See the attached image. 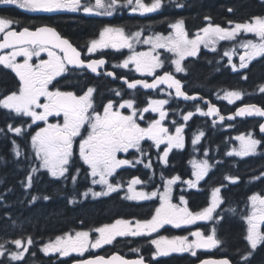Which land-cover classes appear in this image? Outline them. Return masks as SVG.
<instances>
[{
  "label": "snow or ice",
  "instance_id": "snow-or-ice-1",
  "mask_svg": "<svg viewBox=\"0 0 264 264\" xmlns=\"http://www.w3.org/2000/svg\"><path fill=\"white\" fill-rule=\"evenodd\" d=\"M0 4H12L21 9L29 11L56 12L60 10L79 11L85 13H95L98 15L111 16L118 7L122 6V0H94V4H82V0H0ZM123 6L129 7L132 12L145 13L157 12L164 6V0H151L145 3L144 0H123ZM176 7H183L176 3ZM229 11H232L229 9ZM208 23L205 27L199 29L194 35L190 36L185 29L183 19L176 20L170 25L172 31L168 35L155 33L151 36L142 37V31L127 34L122 27L106 26L100 33L98 39H93L87 48L88 53H95L100 49H124L131 51L119 67L127 68L129 64H134L137 72L147 73L154 78L151 83L145 80L128 81L125 77H120L127 84L129 89H136L138 85L143 88H156L160 84H165L169 89H174L176 97H183L185 100H196L197 95H188L183 91V84L175 78L170 72H164L163 75H155L157 69L164 66V60L161 59L159 49L167 50L174 55L171 63L175 66V72H185L186 69L182 62L186 57L197 56L200 46L211 47L215 51V45L220 41H237L241 33H250L254 39L240 41L239 47L244 51L239 54V65L232 62L233 54L237 53L236 47L226 50L224 56L228 57V63L232 71L246 69L251 61L257 57H264V16H253L245 22L228 21L231 27H223L212 23L211 17L204 18ZM17 23L13 19L0 17V33L3 38L0 39V50L11 49L0 55V65L11 69L19 79V87L16 91L0 98V107L10 110L18 116L30 117L32 122L44 121L46 126L40 128L35 134L31 135V145L36 158L40 161L39 167H32L26 176L25 188H31L33 185L34 174L40 169H46L53 178L68 179L69 175L73 184L76 183L80 169L77 168L75 174H70L69 169L73 164L75 155L74 145L79 138L78 155L83 164L88 166L89 175L93 177L92 184H100L102 190L97 192L89 188L82 193L87 197L91 194L93 197L107 196L116 192L122 187L121 184H113L110 177L116 173V170L124 165H133L132 160L119 159L118 153H127L129 149H136L143 156L141 141L145 138L154 141L155 146L166 142L163 154L160 159L167 163L169 152L173 148H183L184 138L182 135L184 125L175 128V133H169V129L164 127L162 121L167 116L164 106L169 103L167 99L149 100L148 106L142 110L135 108L134 100H124L119 108L131 109L128 115L123 114L109 100L103 106V112L96 110L94 106L93 94L95 89L89 87L83 95H76L74 92L61 91L54 87V81L63 73L68 71L69 65H74L81 69H90L93 73L106 64V60L100 59H82L79 52L67 39H64L55 28L43 25L35 27L34 30L29 27H23L17 31L13 25ZM150 45L148 51L137 52L134 44ZM41 53L47 54V59H39L38 63H32V58H40ZM22 57L23 61L18 62L17 58ZM108 76H115L113 72H107ZM244 79H247L245 76ZM260 92L264 93V85L260 86ZM120 96V91H116ZM172 95V93H169ZM244 93L238 90H230L224 93L223 99L229 103H235L241 100ZM43 98V102H42ZM201 99H203L201 97ZM39 109V111H38ZM158 112L159 119L149 122L147 127H141L137 123V116L143 119V112ZM203 116H218L220 121L226 119L220 115L219 109L209 102L207 111L199 106L195 110ZM63 122L48 123L50 116L60 117ZM193 112L189 111L183 115V120L187 122ZM258 116L264 118V108L254 104H244L237 108L236 112L227 117L232 120L236 117ZM175 123V122H174ZM216 121H213L215 124ZM31 125H29L30 127ZM87 135L84 136L82 129H85ZM260 131L264 132V123L260 124ZM7 131L16 135L24 134L23 126L6 125ZM0 129V132H3ZM204 133L201 131L196 134L192 140L193 145L197 144ZM240 141L239 148H233L227 155H236L247 157L255 155L258 146L262 141L253 137L251 133L241 134L236 137ZM13 152L16 157L21 156L19 145L12 141ZM207 156V152H205ZM136 163H143L142 160H136ZM145 167L151 168L152 163L149 160ZM212 165L207 159L194 162L193 176L195 179L186 181L189 187H196L197 183L207 176ZM99 177V179H96ZM179 176L168 179L165 183L164 192L151 193L137 191L135 185L144 183L139 177H133L128 184V199L150 200L152 197L159 196L160 204L155 208L154 214L148 220H136L135 224L129 220L117 219L112 224H104L94 231L98 233L95 239H91L89 231H76L73 233H64L56 236L54 240L46 243L42 247L45 254L58 253L60 257H68L72 253H78L81 256L89 249H99L103 245L112 244L117 237L126 236H151L157 233L165 225H173L177 228L181 225H192L197 221H223L224 217L217 213V209L224 202L220 193L221 187L212 190L211 203L200 211L193 212L187 207V201L183 196L180 200L183 206L172 203L171 186L179 180ZM227 180L235 183L238 177H226ZM38 199L32 196L29 203ZM44 200L50 199L43 196ZM250 211L243 217L247 224V234L245 239L250 245V250L241 255L240 259L247 264L249 257L257 249L258 245L264 243V195L258 193L249 197ZM75 199H70L69 203H74ZM235 211V210H230ZM215 213V215H214ZM189 236L193 239H189ZM16 246L17 251L9 252L4 244H0V257L6 254L11 261H22L25 253L29 251L28 245L34 243L31 237L26 239H15L11 241ZM150 243L155 246L152 253L153 258L158 256H168L171 253H191L197 255V249H212L220 246L223 242L217 235V227L213 225L206 234L199 227L185 236H158L151 239ZM139 251V249H133ZM34 255V253H33ZM75 264H146L141 255L134 260H127L124 257L113 254L110 257L93 256L88 259H80ZM200 264H232L227 257L220 259L202 260Z\"/></svg>",
  "mask_w": 264,
  "mask_h": 264
},
{
  "label": "trees",
  "instance_id": "trees-1",
  "mask_svg": "<svg viewBox=\"0 0 264 264\" xmlns=\"http://www.w3.org/2000/svg\"><path fill=\"white\" fill-rule=\"evenodd\" d=\"M229 9L232 10L231 13ZM263 9L264 2L260 0H190L181 10L166 5L161 12L156 14L138 16L122 12V14H116L112 19L69 14L31 17L15 8H6L4 11L21 17L25 24H29L31 21H45L53 24L73 42L81 44L96 35L100 28L112 24L123 26L127 32L143 31L146 36L155 33L166 35L169 29L166 28L168 22L177 18H184L190 27V31H192L202 23L205 16H211L216 21H223L224 19L245 18L254 13H261ZM209 48L212 50L211 47ZM209 48H205V50ZM202 50L198 57H186L182 62L186 71L177 73L175 72V66L171 63V60L175 58L174 55L171 56L167 50L162 49L164 66L157 73L172 72L187 82V91L201 93L215 102H218L226 91L238 90L244 93V102H255L264 106V93L259 91L260 86L264 84V59L252 63L251 67L245 72L236 73L222 62L220 50H216L215 53ZM246 74L247 79H244ZM66 81L71 82L70 79ZM87 83H95L99 86L98 98L107 96L108 87L112 85L120 87L118 83L109 79L97 78L91 75L84 76L79 81L74 80L73 86L80 90ZM18 87L19 79L15 74L9 68L0 66V98L16 91ZM160 93L161 91L147 93L140 90L141 106L144 105L146 98L158 96ZM169 93H172V95H169ZM162 96L170 99L172 104L175 103V107L173 106L175 117L184 107L188 108L190 104L200 103L199 101L185 103L178 100L173 92L165 89ZM200 119H203V117L195 116L193 121L197 124ZM9 123L13 126H23L24 134L18 136L15 133L8 132L6 125ZM26 124L27 121L22 115L18 116L10 110L0 107V129L4 130L0 132V244H4L5 248L12 252L18 250L11 243L13 240L20 238L26 242V239L31 237L34 241L32 245H28L29 251L25 253L24 260L11 261L6 254L0 257V264H67V260L60 259L57 254H45L41 250L43 245L64 233L76 232L81 229L92 231L95 227L110 221L116 216L137 215L139 212L145 213L144 210L148 209L146 206L131 205L124 202L119 195L95 200L89 197L91 194L87 197L83 196L82 193L92 186V183L86 177L88 176L86 170L80 171L76 183L73 184L70 175L68 179H57L51 177L47 170L40 169L39 172L34 174L32 187L25 188L24 183L28 172L32 167H39L40 164L31 145L33 129H29ZM253 127L254 129L257 127L256 122L253 123ZM209 135L210 133L206 137ZM206 139L208 141V138ZM13 140L19 145L20 157H16L13 152ZM206 141L202 142L201 147L211 145L210 142ZM190 150L180 153L174 152L172 155L173 164L183 169L186 159L189 158ZM78 161L77 158L74 160L73 168L69 171L70 174H75ZM174 161L177 163H174ZM241 166L248 167V174L251 172L254 177H259V181L253 183L252 189L264 190V154L243 161ZM124 172H128V170ZM239 175L245 178L246 173L240 170ZM244 186L243 180L241 184L230 187L228 200H235L238 196L251 190L246 189ZM32 196H37L38 199L33 203H29ZM43 196H48L50 199L44 200ZM193 196L192 208H196L198 202L204 198L202 194L194 193ZM73 198L75 202L69 203V200ZM231 208L232 205L227 203V206L224 207L227 210L225 218L217 225V232L219 234L220 228L223 242V245L219 248L220 250L218 249L221 253L218 254L229 256L235 264H245V262L240 261L241 255L249 250L244 241V226L242 222L234 218L233 212L230 211L235 207ZM133 247H138L143 251L144 249L148 251L149 248L145 239L137 238L132 241L118 239L115 247L111 249L112 251L116 250L124 253L123 248L132 249ZM105 251L110 252L107 249ZM92 254L95 253H86L85 255ZM78 258L81 257L77 255L76 259ZM183 259L186 258L174 256L160 259L153 264L183 263ZM247 264H264V243L252 253Z\"/></svg>",
  "mask_w": 264,
  "mask_h": 264
},
{
  "label": "flooded vegetation",
  "instance_id": "flooded-vegetation-1",
  "mask_svg": "<svg viewBox=\"0 0 264 264\" xmlns=\"http://www.w3.org/2000/svg\"><path fill=\"white\" fill-rule=\"evenodd\" d=\"M151 2V0H149ZM190 0H164V6L158 11L161 12L166 5L168 6H174V8L181 10L185 7L186 3H188ZM261 2H264V0H260ZM123 2V0H122ZM94 4V0H82V4ZM176 3L182 4L183 7H176ZM6 8H15L19 10L22 13L27 14L28 16L31 17H39V16H52V15H59V14H69V15H81L84 17H97V15H93L95 13H85L82 10L79 11H70V10H60L56 12H43V11H29L26 9H21L16 5L12 4H0V17H6L13 19L14 21H17L13 25V27L17 30L22 29L23 27H29L34 29L35 27L43 26V25H50L54 26L53 24H50L45 21L41 22H30L29 24H25L21 17L16 16L12 14L11 12L4 11ZM128 8V9H127ZM119 11L114 13V16L116 14H122V12L127 13L128 15H135L138 14L139 12H132L129 7H123L120 6L117 8ZM230 13L232 11H229ZM113 16V17H114ZM253 16H264V9L262 10L261 13H254L251 14L248 17L245 18H237V19H224L222 20H215L213 17H211L212 23L214 24H219L223 27H231L232 25L228 24V21H234V22H245L248 21L251 17ZM106 17V16H105ZM109 17V18H113ZM205 18V17H204ZM203 18L202 23L192 31H190V27L187 23V21L183 19L184 21V26L185 29L190 32L191 34H195L199 29L203 28L206 26L208 21H206ZM177 19L168 22L166 28H170V25L172 23H175ZM111 26L113 27H122L120 25H115L112 24ZM56 27V26H55ZM106 27V26H104ZM100 28L98 33L92 37H90L85 43L81 44H76L73 42L83 53L82 58L83 59H100V58H106L108 62L105 65V68H100L98 70V73H93L90 69H81L78 68L74 65H69L68 66V71L63 73L60 77L56 78V81H54V87L59 88L61 91H70L74 92L76 95H83L79 93V90H77L76 86H73V81H79L82 79L84 76H94L97 78H102V79H109L113 82L120 83V77H128L129 79H135L140 77V73H137V71L134 68L131 67H119L118 65H121L122 61L125 59V53L124 52H119V50H105L103 52L97 51L95 53H88L87 48L90 45V42L93 39H98L100 31L104 28ZM3 35V33H0V38ZM66 36V35H63ZM254 35L250 33H241L237 41H220L217 45L218 46H223V47H228L229 50L233 47H236L237 49V56L234 58V61L239 63V54L243 53V49L239 47L240 41L246 40V39H254ZM22 58V57H20ZM39 59H47V54L43 53L41 54L40 58L34 57L32 59V63H38ZM264 57H257L253 61H251L246 69H241L239 72H244L245 70H248L251 67V64L260 60H263ZM222 61L225 63V65L228 63V57H224ZM110 70L114 71L116 74L117 78L113 79L111 76H108L106 73L109 72ZM234 72V71H233ZM237 72V71H236ZM232 73V72H231ZM247 75V74H246ZM69 80L72 82H67L66 80ZM67 82V83H66ZM82 83V82H81ZM122 84V83H121ZM116 85H112V87H108L107 90V96L105 98H98V89L99 86L95 83H87L84 85L83 89L84 91H87L89 87H92L95 89L94 94H93V100L94 103L97 104L95 106L96 110L99 112H103V106L108 103L109 100H112L114 102V105L117 109H119L120 112L126 115V112L129 111L127 108H119V105L123 103L124 100H134L136 103H140V89H134L132 92H128L125 95H122L123 98L119 97L116 95V93H111L113 90H118L121 91L122 88H116L114 87ZM125 86V85H124ZM126 87V86H125ZM127 88V87H126ZM80 92H83L82 89ZM43 101V98H42ZM239 105V104H237ZM237 105L233 106H225V108H222L220 105V115L221 114H226L231 111H234L237 107ZM241 105V104H240ZM264 108V106H263ZM204 111H207V106L204 107ZM193 112L194 115L187 121L185 122L183 118L181 119H169L165 118L164 121H162V124L164 127L170 126L171 130H175V128L179 125H184V129L182 132L183 138H184V147L183 148H173L167 158V163H164L161 159L160 156L163 154L162 148L157 150L154 142L150 139L145 138V140L141 141V143L148 144L150 146V150L147 151V149L142 146L141 148L143 150L144 155L142 156L140 152H138L136 149H129L127 153L124 154V152L118 153V158L119 159H127V160H132L133 165H124L116 170V173H114V176L110 181L113 184L119 183L122 185L120 189H118L116 192H112L107 196H101V199L104 198H109L113 195H119L120 199L124 202H127L131 205H142L148 207V209L144 210L145 213H138L137 215H130V216H116L111 220H117V219H123V220H129L132 222H135L136 220H148L151 218V216L155 212V208L159 206L160 200L159 196L152 197L150 200H134V199H128L127 195L128 193V184L129 182L133 179V177H139L141 181L144 183V188H141V184H139V190L137 191H144L151 193L153 191H156L158 193H163L164 192V187L165 183L168 179L179 176L180 179L177 180L172 186H171V201L174 204L183 206L180 197L183 196L185 200L187 201V207L192 209V199L194 198L193 194H202L203 195V200L198 202V207L193 208L191 211L196 212L200 211L203 207H207L211 203V194L212 190L216 187H221V197L223 199V203L221 206L217 209V213H219L221 216L225 218V215L227 213V210L224 209L225 206H227V203L232 205V208L235 207L232 210H235L233 212L234 218H237L240 222L243 223L244 226V236L246 237L247 234V224L246 221L243 219L245 215H247L250 211V201L249 197L252 196L255 193H258L260 195H264V190H254L252 189L253 183L259 181V177L257 178L256 176L254 177L251 172L248 174L247 170L248 167H242L241 163L249 158L254 157L255 155H250L247 157H239L236 155H227L228 152H230L233 148H239L240 146V141L236 139L237 136L241 134H248L253 132V123L257 121L262 124L264 123V118L262 117H237L234 120H224V121H219L217 117L215 116H208L209 118L207 119H200L197 124L193 121V118L197 116V112L195 109L191 108H186L183 110V115L186 114L187 112ZM156 117L153 116L150 121L154 120ZM159 119V118H158ZM216 121L215 124H213V121ZM48 121L50 123H57L63 122L62 116L60 117H52L48 118ZM149 120H144L140 119L139 117L137 118V123L141 125V127H147ZM175 122V123H174ZM260 126V125H259ZM192 127V128H191ZM257 132L258 137L257 139L262 141V145H264V132L260 131V127H257ZM189 129L191 130L189 133ZM203 132L204 135L200 139V143L205 142L208 138V141L210 142L211 145H204L201 147V145L194 146L192 144V140L196 134L199 132ZM210 133L208 137H206ZM264 154V146H259ZM198 148V154L200 155V161L207 159L209 163L212 165L211 169L209 170L207 176L201 181L197 183L196 187H189V185L186 183V181L190 179H195L193 176V171H194V158H195V152L196 149ZM190 150V155L189 158L186 159L185 161V167L181 169L182 167H177L176 165L173 164L172 160V155L174 152L180 153L185 150ZM205 152H207V156H205ZM262 154V155H263ZM261 155V156H262ZM256 157V156H255ZM136 160H142L143 163H136ZM151 160L152 167L147 168L145 167V164ZM240 161V162H239ZM174 163H177L174 161ZM179 169V170H178ZM125 170H128V172H124ZM240 170H243L246 175L245 178H242V176L239 175ZM238 177L239 179L233 183L229 180L226 179V177ZM244 180V187L246 189H251L249 192H246L244 195H240L237 197L235 200H228V190H230V187H235L238 184H241ZM231 197V195H230ZM99 198V199H100ZM145 207V208H146ZM237 207V208H236ZM141 214V215H140ZM232 214V216H233ZM209 223V221H197L195 224H192L189 229L190 232L195 231L198 227L204 231L206 234L210 231V229L213 226H207L206 224ZM216 227L218 224V221L215 220ZM221 223V221H220ZM262 230H264V226H262ZM218 237L221 239L220 235V228H219V234L217 232ZM158 236H166V237H173L177 236L175 235V232H173V227L172 225H165L163 228L159 229L157 233H152L151 236H139L138 238H143L145 241L148 243V251L144 249L143 257L145 261L148 264H153L154 262L160 260V259H165V258H171V257H183L186 259H183V263H175V264H192L195 261L202 260L208 257H216L221 253L219 250L218 246L214 249H197V255L192 256L191 253L185 252V253H171L168 256H158L153 258L152 253L155 251V246L150 243L151 239H155ZM191 237V236H190ZM193 238V237H192ZM244 238V237H243ZM244 241L247 245V248L250 250V245L248 244L247 240L244 238ZM219 249V250H217ZM248 250V251H249ZM143 252V249H141ZM192 259V260H190ZM244 262L243 260H240Z\"/></svg>",
  "mask_w": 264,
  "mask_h": 264
},
{
  "label": "rangeland",
  "instance_id": "rangeland-1",
  "mask_svg": "<svg viewBox=\"0 0 264 264\" xmlns=\"http://www.w3.org/2000/svg\"><path fill=\"white\" fill-rule=\"evenodd\" d=\"M122 6H123V2H122ZM123 7H126V6H123ZM128 9V8H127ZM119 10L117 9V12H118ZM114 13H116V11H114L113 12V14ZM112 14V15H113ZM126 32V31H125ZM136 32H138V31H136ZM127 33V32H126ZM135 33V32H134ZM127 34H132V33H127ZM149 35H145L144 33H143V31H142V37H141V39H143V38H145V37H148ZM149 48H150V45H147V44H142V43H138V44H134V49H135V51H137V52H141V51H148L149 50ZM110 49H113V48H107V50H110ZM232 49V48H231ZM230 49V50H231ZM100 50H104V49H100ZM117 50V49H116ZM122 50H125L126 52H127V55L125 56V59L129 56V55H131V51L129 50V49H127V48H124V49H119V52L120 51H122ZM160 50V49H159ZM159 50H157V51H159ZM226 50H229V48L228 47H224V50L222 51V57L224 58L225 56H224V52L226 51ZM99 51V50H98ZM160 53V52H159ZM160 56H161V53H160ZM237 56V54H233V56H232V62L234 63V64H236L237 66L239 65V63H237V62H235L234 61V58ZM34 58V57H33ZM32 58V59H33ZM17 61L18 62H22L23 61V58H20V57H18L17 58ZM32 62V61H31ZM128 67H131V68H134L135 69V65L134 64H129V66ZM136 70V69H135ZM159 69H157L156 70V72L158 71ZM155 72V73H156ZM137 73H140L141 75H148L147 73H141V72H137ZM108 91V90H107ZM109 92V91H108ZM111 93H116V90H113V91H111ZM224 96V95H223ZM158 99H162V98H158V97H152L150 100H158ZM229 103V102H228ZM168 105V104H167ZM167 105H165L164 106V108L166 109V107H167ZM94 106H95V103H94ZM147 107V106H146ZM137 110H142L143 108H139V107H135ZM195 110H196V107L194 108ZM202 110H203V108H201ZM38 111H39V109H38ZM131 113V109H129V111H127L126 112V115H128V114H130ZM148 114H150V119L149 118H147V115ZM142 115H143V119L144 120H151V117H153V116H155L156 118L154 119V120H156V119H158V117H159V113L158 112H152V111H148V112H143L142 113ZM62 116V115H61ZM24 117V116H23ZM52 117H55V116H50L49 117V119L50 118H52ZM139 116H137V118H138ZM136 118V119H137ZM166 118H168V116H166ZM27 120V119H26ZM30 120H31V118H30ZM33 123V122H32ZM48 123H50L49 121H48ZM36 125V128H35V130L36 131H38L40 128H43V127H45L46 126V124H45V122L44 121H36L35 123H33V125ZM28 127H29V124H28V120H27V124H26ZM31 128V127H30ZM86 128H87V126H85V129H82V132H83V135L84 136H86L87 135V131H86ZM166 128H168L169 129V133H171V134H174L175 133V130H171V128H170V126H166ZM29 130V129H28ZM35 131V132H36ZM35 132L33 133V134H35ZM252 135H253V137L254 138H256L257 139V135L255 134V132L253 131L252 132ZM154 142V141H153ZM78 144H79V138H77V141H76V144L74 145V151H75V153L77 154V159H79V155H78ZM142 144V143H141ZM155 144V143H154ZM167 146V144H166V142L165 143H163V144H161L160 146H159V148H157L156 147V149L157 150H159V149H161L162 148V150H164L165 149V147ZM258 148H260L259 146H258ZM258 151V150H257ZM125 154V153H124ZM200 156H199V154H198V152H197V149H196V152H195V158H194V162L195 161H200ZM74 167H75V165H74ZM71 168H73V166L72 167H70V169ZM77 168H79L80 169V171H82V170H86L87 171V175L88 176H86V177H89V179L92 181V179H93V177H91L88 173H89V169H88V166L87 165H85V164H83V162L79 159V161H78V164L76 165V169ZM69 169V170H70ZM44 170H46V169H44ZM76 172V171H75ZM114 176V175H113ZM113 176L112 177H110L109 179H112L113 178ZM96 179H99V177H96ZM144 184L142 183L141 184V188L143 189L144 187ZM97 187V188H96ZM135 189L136 190H139L140 188H139V184L138 185H135ZM93 190L94 191H97V192H99V191H101L102 190V186L100 185V184H93ZM86 192V191H85ZM129 195H130V193H129ZM132 222V221H131ZM133 223V225L135 224V222H132ZM112 224V223H111ZM181 226H190V225H181ZM180 228V227H179ZM93 233V232H92ZM98 235V233H96L95 232V234H94V237H93V234H91V232H90V236H91V239H95V237ZM187 235H189V233L187 234ZM185 236V235H184ZM189 239H193V238H191L190 236H189ZM50 242V241H49ZM46 243H48V242H46ZM45 243V244H46ZM94 250H97V249H94ZM50 254H55V253H50Z\"/></svg>",
  "mask_w": 264,
  "mask_h": 264
},
{
  "label": "water",
  "instance_id": "water-1",
  "mask_svg": "<svg viewBox=\"0 0 264 264\" xmlns=\"http://www.w3.org/2000/svg\"><path fill=\"white\" fill-rule=\"evenodd\" d=\"M51 27V26H50ZM54 28V27H53ZM56 29V28H55ZM34 30V29H33ZM56 31L60 34V32L56 29ZM60 36H61V34H60ZM62 37V36H61ZM63 38V37H62ZM64 39H66V38H64ZM68 40V39H67ZM69 41V40H68ZM70 42V41H69ZM71 43V42H70ZM5 50H9V49H4V50H0V54L3 52V51H5ZM127 79V78H126ZM128 80V79H127ZM135 80H145V81H147L146 79H144V78H139V79H135ZM153 80V79H152ZM152 80H150V81H147V82H149V83H151L152 82ZM122 81L123 82H125L123 79H122ZM161 85H163V84H160V85H158L156 88H158V87H160ZM137 87H141L140 85H138ZM156 88H154V89H156ZM144 89H146V88H144ZM151 89H153V88H149V89H146V90H151ZM183 91H185L184 89H183ZM186 92V91H185ZM187 93V92H186ZM188 94V93H187ZM189 95V94H188ZM193 95H197V99H201V97L203 98L202 100L205 102V103H207V104H209V102L211 103V104H213L212 102H211V100L209 99V98H207V97H205V96H203L202 94H200V93H195V94H193ZM191 96V95H190ZM183 98V97H182ZM215 105V104H214ZM254 105H257V104H254ZM216 106V105H215ZM257 106H259V105H257ZM217 107V106H216ZM259 107H261V106H259ZM218 108V107H217ZM236 112V111H235ZM235 112H232V113H229V114H227V115H223V116H225L226 117V119H227V117L228 116H230V115H232V114H234ZM219 120V119H218ZM99 256H102V255H99ZM91 258V257H90ZM105 258H107V257H105ZM125 258V257H124ZM222 258H224V257H222ZM228 258V257H227ZM88 259V258H87ZM126 259V258H125ZM207 259H220V258H207ZM229 259V258H228ZM127 260H132V259H127ZM203 260H206V259H203ZM200 262L201 261H199L198 263H196V264H200ZM72 264H75V262L74 263H72ZM233 264V263H232Z\"/></svg>",
  "mask_w": 264,
  "mask_h": 264
}]
</instances>
